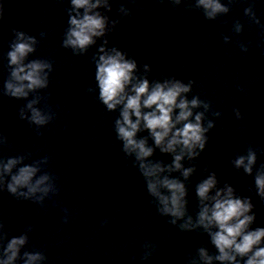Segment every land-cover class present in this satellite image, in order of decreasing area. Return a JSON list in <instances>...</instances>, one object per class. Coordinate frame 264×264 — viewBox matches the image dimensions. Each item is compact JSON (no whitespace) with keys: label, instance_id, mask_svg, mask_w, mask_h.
Here are the masks:
<instances>
[{"label":"clouds","instance_id":"1","mask_svg":"<svg viewBox=\"0 0 264 264\" xmlns=\"http://www.w3.org/2000/svg\"><path fill=\"white\" fill-rule=\"evenodd\" d=\"M135 3V0H130ZM163 2V0H161ZM173 8L187 3L188 11H201L204 18L215 21L227 15L236 0H168ZM67 27L61 47L71 50L74 56H83L102 41L91 57L95 65V87L87 91L95 94L108 112H118L114 120L116 139L121 142V151L132 158L133 167L143 178L148 195L156 206L157 213L167 217L168 223L181 232L206 234L216 250L210 252L205 245L195 253H189L185 264H264V227L252 226L256 222L255 205L251 196H241L234 185L221 182L215 171L206 165L207 175L195 185L197 211L195 217L189 212L188 184L197 171V161L209 142V133L215 127V118L222 117L221 111L213 110L212 102L192 94L194 79L184 82L175 76L150 80L152 68L145 63L139 65L134 57L115 46L109 47V34L117 31L124 18L132 15L131 10L121 4L117 12L120 19H112V0H69ZM4 8L0 4V19ZM250 24H264L256 15L255 0L244 9ZM244 25L237 20L232 32L239 35ZM13 39L6 53L8 77L0 92L4 96L26 103L19 108L18 118L25 121L37 136H43L45 127L54 123L57 113L48 103L49 95H42L50 86L54 71L53 61L47 58L30 57L37 52L40 40L24 30L11 28ZM41 39L46 33H40ZM229 44L231 37L223 36ZM237 44L242 52L249 45ZM142 69V71H141ZM243 91V89H239ZM191 96V98H189ZM31 97V98H30ZM43 106L41 107V105ZM232 111L237 120L245 115L238 107ZM147 132V136L140 133ZM149 140L152 143H149ZM9 146L6 135L0 133V148ZM156 150L171 156V162L153 159ZM258 149L249 145L245 153L236 152L230 161L232 167L254 178V195L264 202V163L257 168ZM51 157L32 159L30 152L15 156L0 157V193L7 192L17 201H30L44 207L46 200L60 194L59 177L48 170ZM26 161H31L26 163ZM187 161L188 166H185ZM178 174V175H174ZM249 191H252L250 189ZM63 223L70 222L69 209ZM109 221L105 219L101 227ZM34 226L24 225L22 234L10 236L5 223L0 220V264H46L48 259L43 250H28L29 233ZM141 260L154 254L156 245L150 241L143 244Z\"/></svg>","mask_w":264,"mask_h":264}]
</instances>
